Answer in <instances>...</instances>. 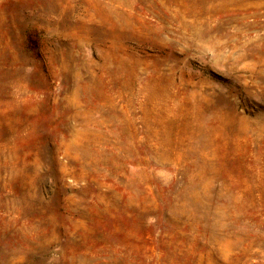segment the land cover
I'll return each instance as SVG.
<instances>
[{
  "label": "rangeland",
  "instance_id": "rangeland-1",
  "mask_svg": "<svg viewBox=\"0 0 264 264\" xmlns=\"http://www.w3.org/2000/svg\"><path fill=\"white\" fill-rule=\"evenodd\" d=\"M0 264H264V0H0Z\"/></svg>",
  "mask_w": 264,
  "mask_h": 264
}]
</instances>
